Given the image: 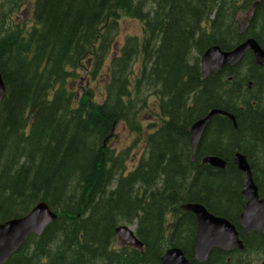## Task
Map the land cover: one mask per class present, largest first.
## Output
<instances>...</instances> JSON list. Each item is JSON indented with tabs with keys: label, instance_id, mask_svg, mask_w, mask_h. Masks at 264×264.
<instances>
[{
	"label": "trees",
	"instance_id": "trees-1",
	"mask_svg": "<svg viewBox=\"0 0 264 264\" xmlns=\"http://www.w3.org/2000/svg\"><path fill=\"white\" fill-rule=\"evenodd\" d=\"M159 4L164 19L161 23L162 17L156 15L160 34L156 43L142 44L155 63L149 69L145 62L143 77L149 74L161 95L162 126L149 135L153 160L146 163L140 177L151 189L150 201L133 193L134 180L130 179L139 177L137 172L121 178L118 189L108 192L114 171L103 150L96 147L97 137L108 135L114 121L127 116L126 106L120 104L129 94L130 62L140 55L126 53L113 60L107 86L111 105L89 106L82 115V108L72 111L70 103H54L66 92L60 89L64 77L72 75V67L84 56L99 51L98 59L104 60L110 41L107 26L102 32L100 26L110 19L116 28L120 12L141 17V7L133 0H35V25L29 31L4 17L0 20V68L8 84L0 124V222L25 214L41 198L61 213L41 238L25 244L8 264H154L156 256L150 259L138 252L131 256L128 251L111 249L115 227L119 217H134L140 207L144 211L141 220L154 218L146 220L153 228L164 204L185 190L189 173L201 175L198 182L205 184L204 176L217 172L192 163L189 146L191 124L214 107L235 112L240 127L232 132L228 118L215 117L203 136L198 159L217 154L230 160L231 153L240 148L264 153V113L253 107L245 112L238 103L250 92L246 77L260 80L257 70L238 80L235 71L227 70L233 82L226 81V74L202 80L192 54L193 47L201 52L211 41L230 49L244 40L246 36L227 17L228 6L234 11L239 0H161ZM214 10L216 20L209 36L202 23ZM146 26L149 29L152 21L146 20ZM58 82L61 86L55 89ZM34 112L36 120L27 133L25 127ZM162 175H166L165 187L155 188ZM204 189L200 185L198 191ZM217 195L215 191L220 199ZM253 237L255 241H246L247 250L259 249L257 241L264 248L262 238ZM152 247L159 251L164 244L156 241ZM211 260L218 261V256Z\"/></svg>",
	"mask_w": 264,
	"mask_h": 264
},
{
	"label": "water",
	"instance_id": "water-1",
	"mask_svg": "<svg viewBox=\"0 0 264 264\" xmlns=\"http://www.w3.org/2000/svg\"><path fill=\"white\" fill-rule=\"evenodd\" d=\"M248 49H252L259 62H264V53L254 40H247L244 44L229 53H223L219 47L211 48L205 55L203 76L206 77L212 70H218L222 66L234 65ZM4 86L0 76V102ZM216 113H225L221 110H212L205 118L197 121L192 126L191 143L196 151L200 137L211 117ZM233 118V117H232ZM211 165L224 167L225 162L218 157L204 159ZM235 163L246 172L244 192L250 202L241 216V224L249 231L256 230L264 233V199L259 201L257 190L252 181L251 174L242 155H237ZM185 209L196 213L198 218V232L196 241V252L194 258L204 261L207 259L212 247L217 246L226 250L232 248L244 249L242 241L238 238V232L233 224L224 218L211 214L202 204L185 205ZM49 207L42 203L29 216L11 220L0 225V264L5 262L11 254L20 246L27 234L36 232L41 234L46 226L55 219ZM119 237L127 244L142 247V244L134 238L133 232L127 227L117 229ZM188 260L180 248L172 249L162 258V264H187Z\"/></svg>",
	"mask_w": 264,
	"mask_h": 264
},
{
	"label": "rangeland",
	"instance_id": "rangeland-1",
	"mask_svg": "<svg viewBox=\"0 0 264 264\" xmlns=\"http://www.w3.org/2000/svg\"><path fill=\"white\" fill-rule=\"evenodd\" d=\"M31 12V8L29 7V5H23L21 10H17L13 17H15V15L18 17L20 15V13L22 12L24 17H23V22L24 23H28V28L31 25L32 19H31V14L27 13ZM142 34V23L141 21H139L136 18H123L120 22V26H119V30H118V34L115 38L114 44L119 42L121 45L125 42V39L127 36H131V35H141ZM114 50L111 49V53H113ZM122 56V54L120 55ZM139 67V63L137 62L136 67L134 72L137 71ZM105 73L102 72L101 75H97L98 77H92L89 76L88 79H91L90 84L88 86L93 87L96 91L95 94V98L97 101H103L105 98V86L107 84V81L105 80ZM82 79L76 81L75 83V88L76 91L79 93L81 92V86H79L78 84L81 82ZM85 80L84 79V84H85ZM144 111V119L146 121H150L151 123L155 120V118L153 117L152 113L150 112L149 109H145ZM150 123V124H151ZM145 126L148 125V122L144 123ZM117 131L115 138L112 139L109 142V147L115 149L116 151L122 152L123 150H126V143L128 141H135L136 143H138V146L135 149H132L130 151V156H129V160L133 159V156H137L140 157L141 155L144 154L145 152V141L147 140V128L144 130V132L141 133H132L131 130L128 129V127L126 126L125 123H120L119 125L117 124L116 126V130ZM261 260H264V258H262Z\"/></svg>",
	"mask_w": 264,
	"mask_h": 264
},
{
	"label": "flooded vegetation",
	"instance_id": "flooded-vegetation-1",
	"mask_svg": "<svg viewBox=\"0 0 264 264\" xmlns=\"http://www.w3.org/2000/svg\"><path fill=\"white\" fill-rule=\"evenodd\" d=\"M227 205H228V208H231V207L239 208V207L243 206L244 203L242 201V198L240 199L238 196H234V198L229 203H227ZM170 218H172V219L169 220V225H171L177 219L179 220L181 218V216L178 214V212H177V214L174 212L171 214Z\"/></svg>",
	"mask_w": 264,
	"mask_h": 264
},
{
	"label": "bare ground",
	"instance_id": "bare-ground-1",
	"mask_svg": "<svg viewBox=\"0 0 264 264\" xmlns=\"http://www.w3.org/2000/svg\"><path fill=\"white\" fill-rule=\"evenodd\" d=\"M46 15V14H45ZM255 121V120H254ZM245 123V122H244ZM248 124V123H247ZM259 128V127H258ZM263 131V130H262ZM180 159V158H179ZM175 167V166H174Z\"/></svg>",
	"mask_w": 264,
	"mask_h": 264
}]
</instances>
